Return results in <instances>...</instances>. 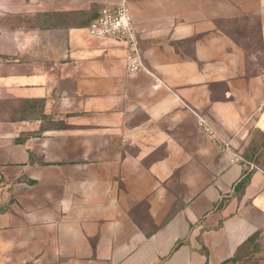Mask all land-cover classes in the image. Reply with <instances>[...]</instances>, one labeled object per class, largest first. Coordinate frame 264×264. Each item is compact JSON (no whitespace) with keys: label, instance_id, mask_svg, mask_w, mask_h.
<instances>
[{"label":"crops","instance_id":"0c3cea01","mask_svg":"<svg viewBox=\"0 0 264 264\" xmlns=\"http://www.w3.org/2000/svg\"><path fill=\"white\" fill-rule=\"evenodd\" d=\"M12 1L53 23L0 45V99L40 103L0 120V264H221L264 235V0H125L135 74L88 31L123 0ZM253 13L262 64L217 24Z\"/></svg>","mask_w":264,"mask_h":264},{"label":"rangeland","instance_id":"374dc122","mask_svg":"<svg viewBox=\"0 0 264 264\" xmlns=\"http://www.w3.org/2000/svg\"><path fill=\"white\" fill-rule=\"evenodd\" d=\"M10 6H13L12 0H0V45L3 44V41H6L8 45H12V38L20 31L44 30L49 28V25L53 23V21L49 20V17L47 18L45 12H14L8 10ZM250 15L251 17L247 23L235 22L240 16L230 18L234 22V25L230 26V31L247 50L249 60L256 64H262L258 18L256 13ZM33 107L37 109L33 110ZM32 110L37 114V111H40V103L0 99V120L29 118ZM257 159L261 164H264V153L258 156ZM30 263L32 262L30 261L25 264ZM237 264H264L263 234L258 237V241L254 245L252 244L245 250L241 261Z\"/></svg>","mask_w":264,"mask_h":264},{"label":"built area","instance_id":"2783aa9c","mask_svg":"<svg viewBox=\"0 0 264 264\" xmlns=\"http://www.w3.org/2000/svg\"><path fill=\"white\" fill-rule=\"evenodd\" d=\"M90 35L97 38L114 39L123 42L127 46V71L135 74L145 69L143 56L139 44L138 31L133 17L125 0L112 7L101 9L99 16L94 19L88 27ZM200 125L211 135L217 147L222 151H230V143L220 141L213 128L204 117H200ZM233 161L240 156L233 153Z\"/></svg>","mask_w":264,"mask_h":264},{"label":"trees","instance_id":"16d2710c","mask_svg":"<svg viewBox=\"0 0 264 264\" xmlns=\"http://www.w3.org/2000/svg\"><path fill=\"white\" fill-rule=\"evenodd\" d=\"M251 17V15H243L238 17V19L235 20L239 21V22H243V23H247L248 19ZM258 18V16H257ZM233 20L230 18L227 19H219L217 21V24L220 28H222L225 32H227L228 34H230L238 43H240L235 37L234 35L231 33L230 31V26L234 25V22H232ZM258 23H259V18H258ZM259 34H260V39H261V51H262V38H261V31H260V25H259ZM241 44V43H240ZM262 57V55H261ZM262 61H263V57H262ZM264 153V151H262V149H259L257 154H253L252 155V159L255 160V162H257L259 164L260 167H262L264 169V164H261L260 161L257 159L258 156L262 155ZM250 158V157H249ZM246 174L244 176V178L241 181V184L244 185L248 182L249 178H250V172L249 171H245ZM262 234L259 232L254 233L253 235H251L243 244H241L237 251L235 252V254L229 258L228 260L224 261L221 264H237L241 261L245 250L250 247L252 244L254 245L257 241H258V237L261 236Z\"/></svg>","mask_w":264,"mask_h":264}]
</instances>
